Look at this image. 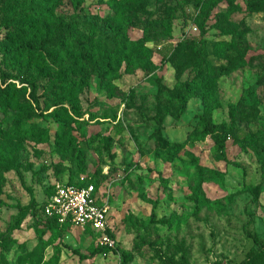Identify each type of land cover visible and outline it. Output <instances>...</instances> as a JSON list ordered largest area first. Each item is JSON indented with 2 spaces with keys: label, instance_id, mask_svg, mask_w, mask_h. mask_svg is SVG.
<instances>
[{
  "label": "rangeland",
  "instance_id": "1",
  "mask_svg": "<svg viewBox=\"0 0 264 264\" xmlns=\"http://www.w3.org/2000/svg\"><path fill=\"white\" fill-rule=\"evenodd\" d=\"M29 2L47 14L0 13V69L32 79L38 98L36 107L28 86L7 82L20 102L0 109V264H162L180 261V248L187 264L243 260L253 248L244 230L264 240V0ZM70 25L87 63L65 43L53 61L2 53L33 36L53 42ZM201 116L229 128L223 154ZM76 177L98 186L115 242L83 261L75 252L92 250L91 236L65 227L40 239L27 208Z\"/></svg>",
  "mask_w": 264,
  "mask_h": 264
},
{
  "label": "trees",
  "instance_id": "2",
  "mask_svg": "<svg viewBox=\"0 0 264 264\" xmlns=\"http://www.w3.org/2000/svg\"><path fill=\"white\" fill-rule=\"evenodd\" d=\"M29 0H0V13L3 14L4 9H9L10 7L12 8H18L21 6L19 9V14L16 16V19L18 21H21L23 17L33 15V17L38 18V17H43L47 13L44 10H40L37 7H32L31 3ZM178 6L180 7V11H183L184 9V3L178 2ZM201 20L199 23V27L201 30H206L208 27L206 26V22L209 19L211 15V7L208 9L201 8ZM13 22H14V17H13ZM31 23H29L26 26V29L30 30L31 29ZM74 29L73 25L70 26H65L62 29H58L56 31V37L53 42L47 40L46 38L42 39V41L36 42L33 37L26 38L24 41L21 43H18L17 45L13 47H9L7 49H3L2 53L5 54H11L15 57H21L23 55L29 56L33 55L36 56L37 58H43V60H49L53 61V58L50 56V54L55 51H62V45L65 43L68 47H71L73 50H75L79 54V60L81 63H87V60H84V55L82 54L83 51L80 50L78 47L77 39H74L73 36L71 35V31ZM66 31L64 37H62V33ZM16 33L24 35L22 32L16 31ZM24 37V36H23ZM25 38V37H24ZM182 45L185 46L186 49L190 50L193 52V54L199 58V52L197 49V45L193 40H184ZM44 55V56H43ZM82 55V56H81ZM68 67V66H67ZM66 68V67H65ZM74 79H71L67 84L65 85V88H71L73 86V81ZM8 81H18L21 85H26L30 88V94H29V99L31 103L38 107V98H37V85L32 79H27V78H20L19 76H12L8 74L7 72L3 71L0 69V109L4 112H6L8 109L12 108L16 110L17 106L15 103L20 102V98L16 97L18 90L15 89L13 86L11 88L10 84H7ZM77 81V80H75ZM173 99L178 102L181 106L185 105L184 99L180 94L175 95ZM24 101V99H23ZM235 109L234 106H229V112H233ZM24 115H31L33 114V110H24L21 112V114ZM174 120H177L179 118L178 115L173 117ZM200 125L203 127V133L205 135H215L216 133H219V137L216 140V143L220 149V151L223 154V151L225 149V138L226 135L229 131V128L226 126V124H219L215 125L210 122V120L206 119L204 116H201L199 118ZM157 125L160 127L162 125L161 119L156 120ZM160 131H156L153 135H159ZM224 159V158H223ZM81 177H76V178H67L65 181L61 183H66V184H73V185H78V186H83L84 184H92L96 189H98V186L91 181L85 180V182H80L79 179ZM53 188L50 192V194L45 198L44 202L42 204L37 205L35 203V200L33 197H31L30 204L27 206L28 209L31 210V216L32 219L34 220L35 224L41 229L40 231V239L46 234V233H51V232H59L64 230L65 226H59L56 222L55 219H49L46 218L43 214V206L46 203V200L48 197L52 194ZM251 192L250 190H248ZM1 200H0V205H1ZM153 221V218L150 220ZM160 224H164L165 222H159ZM245 235L248 239H250L253 243V248L247 252L243 260H241L238 264H256L258 263L262 257L264 256V240H261L257 238L256 236H252L249 233H247L245 230ZM89 236H91L92 239L95 240V247L90 250L86 255L75 252L78 255L79 260H89L94 258L95 256L99 254H104L111 252L113 249H109L107 247H102L99 246L96 238L98 237L97 234H93L91 232H86ZM113 229L112 231L108 232V235L113 238ZM60 250L58 246L54 247V256L53 259L54 261L57 260V257L59 256ZM118 256L121 258L123 263H127L130 258L131 254L120 251L116 252ZM180 261H175L173 259L169 258H162V264H187V254L185 250L180 248Z\"/></svg>",
  "mask_w": 264,
  "mask_h": 264
},
{
  "label": "built area",
  "instance_id": "3",
  "mask_svg": "<svg viewBox=\"0 0 264 264\" xmlns=\"http://www.w3.org/2000/svg\"><path fill=\"white\" fill-rule=\"evenodd\" d=\"M85 182L84 178L79 179ZM46 218L55 219L59 226L97 234L99 246L113 249L115 242L108 232L110 210L102 194L92 184L83 186L59 183L43 206Z\"/></svg>",
  "mask_w": 264,
  "mask_h": 264
}]
</instances>
